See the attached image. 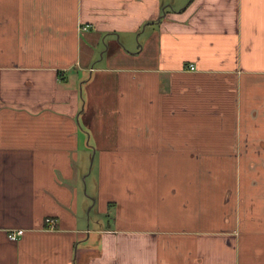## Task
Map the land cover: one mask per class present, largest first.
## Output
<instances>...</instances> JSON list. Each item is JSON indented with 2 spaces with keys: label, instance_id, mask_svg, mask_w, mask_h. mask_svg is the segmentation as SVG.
Listing matches in <instances>:
<instances>
[{
  "label": "crops",
  "instance_id": "crops-1",
  "mask_svg": "<svg viewBox=\"0 0 264 264\" xmlns=\"http://www.w3.org/2000/svg\"><path fill=\"white\" fill-rule=\"evenodd\" d=\"M263 144L264 0H0V264H264Z\"/></svg>",
  "mask_w": 264,
  "mask_h": 264
},
{
  "label": "rangeland",
  "instance_id": "rangeland-1",
  "mask_svg": "<svg viewBox=\"0 0 264 264\" xmlns=\"http://www.w3.org/2000/svg\"><path fill=\"white\" fill-rule=\"evenodd\" d=\"M84 91L88 93L87 103H92L97 101V99H103L108 97H114L117 94V88L110 81L109 75L107 74H98L96 73L90 85L84 87ZM84 92V93H85ZM110 107V106H109ZM108 107V108H109ZM99 125H107V122L99 121ZM249 148L248 145H243L242 150H247ZM248 151V150H247ZM259 160H264V144L260 145L259 148ZM253 150V154L258 152ZM242 156H244L242 154ZM255 164L262 165V163L257 162ZM240 182L241 189L239 194L240 199V210H241V222H244V226L246 230H244L245 234L247 232V224L250 220H257L259 222L264 221V217L256 216V212L260 209H264V166L256 167V168H245L241 169L240 173ZM246 200V202L244 201ZM243 201V203H242ZM256 216V218L254 217ZM243 232V231H242Z\"/></svg>",
  "mask_w": 264,
  "mask_h": 264
},
{
  "label": "built area",
  "instance_id": "built-area-1",
  "mask_svg": "<svg viewBox=\"0 0 264 264\" xmlns=\"http://www.w3.org/2000/svg\"><path fill=\"white\" fill-rule=\"evenodd\" d=\"M87 26H84L83 29H86ZM190 70H195L196 69V66L195 64H190L189 66ZM48 222H53L54 220L52 219H48L47 220ZM24 233V230L23 229H18L16 231H13L11 234H10V238L13 239V240H18Z\"/></svg>",
  "mask_w": 264,
  "mask_h": 264
}]
</instances>
